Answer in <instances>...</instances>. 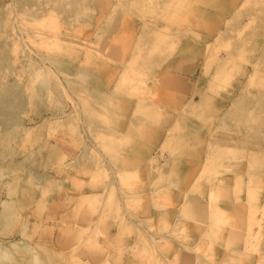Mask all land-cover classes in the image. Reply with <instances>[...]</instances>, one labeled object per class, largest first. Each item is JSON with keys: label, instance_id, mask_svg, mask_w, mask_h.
I'll return each instance as SVG.
<instances>
[{"label": "rangeland", "instance_id": "rangeland-1", "mask_svg": "<svg viewBox=\"0 0 264 264\" xmlns=\"http://www.w3.org/2000/svg\"><path fill=\"white\" fill-rule=\"evenodd\" d=\"M0 264H264V0H0Z\"/></svg>", "mask_w": 264, "mask_h": 264}, {"label": "bare ground", "instance_id": "bare-ground-1", "mask_svg": "<svg viewBox=\"0 0 264 264\" xmlns=\"http://www.w3.org/2000/svg\"><path fill=\"white\" fill-rule=\"evenodd\" d=\"M135 54H136V52H134ZM81 89V88H80ZM77 90V89H76ZM161 135V134H160ZM209 162V161H208ZM211 162V161H210ZM209 162V163H210ZM180 164V163H179ZM186 165H188L187 167H186V169H185V171L183 172V178H184V182H187L188 180H189V178H191L192 177V174L195 172V170L197 169L195 166H191V164H187V162H186ZM204 165H206V162H205V164ZM208 166H210V165H208ZM207 166V167H208ZM203 170H206V169H203ZM179 171V170H178ZM203 172V171H202ZM196 174V173H195ZM195 176V175H194ZM178 177V176H177ZM184 184V183H183ZM215 188V187H214ZM220 188V187H219ZM219 188H218V190H219ZM212 189H213V187H212ZM214 190H216V189H214ZM218 190H217V192H216V194L218 193ZM224 190H225V188H224ZM170 191H172V190H170ZM222 191V190H221ZM174 192V191H173ZM213 191H211V193H212ZM235 192V191H234ZM215 193V192H214ZM224 191H222V195L221 196H224ZM93 194V195H92ZM91 195L89 194V193H85V196H88V195H90V196H92V197H96V194H94V193H92ZM213 194V193H212ZM212 194H210V197H211V195ZM221 194V193H220ZM89 196V197H90ZM217 196V198H218V195H216ZM216 196H214V197H216ZM220 196V195H219ZM227 196V195H226ZM48 197V196H47ZM175 197H177V194L176 193H174V197H173V201H176V199H175ZM228 197H229V195H228ZM85 198V197H84ZM213 198V197H212ZM211 198V199H212ZM217 198H216V200H217ZM178 199V198H177ZM210 199V198H209ZM215 199V198H214ZM213 199V200H214ZM178 201V200H177ZM191 201V200H190ZM228 201V200H227ZM211 202V201H210ZM218 202V201H217ZM182 203V202H181ZM213 203V202H212ZM210 205H211V207H212V204L210 203ZM239 206V205H238ZM209 203L207 202V203H205L202 199L201 200H199V199H195V200H192L191 201V204H190V206L188 207L189 208V210H188V214H190L192 217H193V219L194 220H197V221H205V219L207 218L206 217V215H207V212L209 213V216L211 217L212 216V213H214L215 214V211L217 210L216 208L215 209H213V210H211L210 209V212H209ZM207 209H208V211H207ZM218 212V211H217ZM252 212V211H251ZM233 213V212H232ZM234 214V213H233ZM254 214V213H253ZM217 215H219V214H217ZM222 215V214H221ZM220 215V216H221ZM215 216V215H214ZM224 216V215H223ZM227 216H229L228 215V213H227ZM218 217V216H217ZM232 217V216H231ZM237 217V216H236ZM254 217V216H253ZM217 219V218H216ZM233 219V218H232ZM239 219V218H238ZM250 219H253L252 217L250 218ZM249 220V219H248ZM256 220V219H255ZM240 221V220H239ZM250 222H252V220L250 221ZM253 223V222H252ZM195 224H196V222H195ZM194 224V225H195ZM199 224V223H198ZM198 224L197 225H195L194 226V229L195 230H197L198 232H202V230L204 229L203 228V226L201 225V226H198ZM233 224V223H232ZM252 225H254V224H252ZM236 226V225H235ZM221 229V228H220ZM241 229V228H240ZM235 230V229H234ZM187 231V230H186ZM204 231V230H203ZM248 231V230H247ZM237 234V233H236ZM61 240H62V242L61 243H64V240H63V238L61 237L60 238ZM241 241V240H240ZM249 242V241H248Z\"/></svg>", "mask_w": 264, "mask_h": 264}]
</instances>
